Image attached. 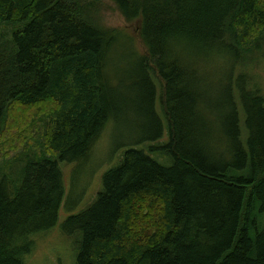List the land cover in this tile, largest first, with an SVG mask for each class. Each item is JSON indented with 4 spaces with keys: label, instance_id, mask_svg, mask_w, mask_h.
I'll return each mask as SVG.
<instances>
[{
    "label": "trees",
    "instance_id": "1",
    "mask_svg": "<svg viewBox=\"0 0 264 264\" xmlns=\"http://www.w3.org/2000/svg\"><path fill=\"white\" fill-rule=\"evenodd\" d=\"M105 4L139 24L145 52L101 23ZM254 49L264 0H0V264L56 226L60 163L88 161L125 116L136 139L62 226L81 236L78 264H264V96L239 72L244 143L233 92ZM214 58L231 68L209 98Z\"/></svg>",
    "mask_w": 264,
    "mask_h": 264
},
{
    "label": "rangeland",
    "instance_id": "2",
    "mask_svg": "<svg viewBox=\"0 0 264 264\" xmlns=\"http://www.w3.org/2000/svg\"><path fill=\"white\" fill-rule=\"evenodd\" d=\"M113 7V6H112ZM111 6L105 4L101 10L99 19L101 23L110 28H118L122 33L133 38L137 49L145 52L140 38L137 34L139 24L134 22L132 24L126 21L113 9ZM127 45L126 37L124 36L120 42ZM264 51L253 50L247 54L250 60L241 62L240 67L234 70L233 78V92L234 98L237 100L239 114L241 118V129L244 143H247L248 131L246 128V117L243 111L242 103L237 90V79L239 72L242 70L249 73L254 81V86L261 90L264 96ZM223 58H214L215 65L205 67L206 75L217 80L213 81L212 86H209L208 96H223V90L226 82L229 80L231 63L229 60L223 62ZM232 61V60H231ZM222 62V63H221ZM239 64V60L237 65ZM234 65V67H237ZM203 65H201V68ZM238 70V72H237ZM219 82L224 85H217ZM160 113V104L158 102ZM214 118V117H212ZM133 117H123L121 120L112 118L107 125L106 130L97 141L93 152L88 158V161L75 163H60V168L63 173V180L65 185V196L62 208L60 210L58 222L56 226L37 232L31 237L33 241L34 250L30 254L24 255L22 258L23 264H78V255L80 252L81 236L75 235L73 237L66 236L62 231V226L66 220L75 214L88 208L97 199L99 192L103 187V178L105 173L112 168L120 158L122 153L134 142L136 138L129 132V125ZM166 126L165 141L168 140L167 120L162 116ZM15 154H13L14 156ZM160 163H166L167 160L157 158ZM12 156V157H13ZM259 230L264 231V213H256Z\"/></svg>",
    "mask_w": 264,
    "mask_h": 264
}]
</instances>
